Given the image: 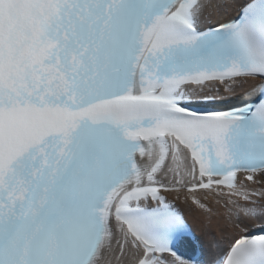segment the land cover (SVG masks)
<instances>
[{
  "label": "snow or ice",
  "instance_id": "obj_1",
  "mask_svg": "<svg viewBox=\"0 0 264 264\" xmlns=\"http://www.w3.org/2000/svg\"><path fill=\"white\" fill-rule=\"evenodd\" d=\"M0 264H264V0H0Z\"/></svg>",
  "mask_w": 264,
  "mask_h": 264
},
{
  "label": "bare ground",
  "instance_id": "obj_2",
  "mask_svg": "<svg viewBox=\"0 0 264 264\" xmlns=\"http://www.w3.org/2000/svg\"><path fill=\"white\" fill-rule=\"evenodd\" d=\"M231 11L232 10H229L230 13ZM245 98H246V95L243 96V99ZM225 101L228 104L238 102L236 100L231 99L230 97H225ZM169 198L172 199L173 201H176L177 204L180 206L186 218V221L189 223V225L192 228L193 234L195 236V240L197 237H199L201 242L204 245L205 250L207 251V249L209 248L210 241H211V236L205 235V233L210 230L211 232H214L216 233L217 236H219V228L217 226V221L215 219L209 220L207 217L202 215L198 209H195L194 206H191L190 201L185 203L183 197H181L180 200H176L175 195L173 194V195H170ZM212 248L213 250L215 249L214 244L212 245Z\"/></svg>",
  "mask_w": 264,
  "mask_h": 264
}]
</instances>
